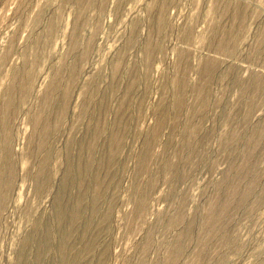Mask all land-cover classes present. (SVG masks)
Here are the masks:
<instances>
[{"label": "rangeland", "instance_id": "1", "mask_svg": "<svg viewBox=\"0 0 264 264\" xmlns=\"http://www.w3.org/2000/svg\"><path fill=\"white\" fill-rule=\"evenodd\" d=\"M0 264H264V0H0Z\"/></svg>", "mask_w": 264, "mask_h": 264}]
</instances>
